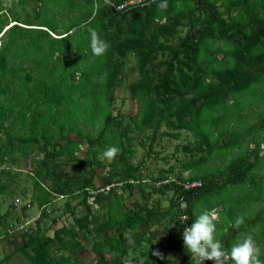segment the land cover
<instances>
[{
    "label": "trees",
    "instance_id": "1",
    "mask_svg": "<svg viewBox=\"0 0 264 264\" xmlns=\"http://www.w3.org/2000/svg\"><path fill=\"white\" fill-rule=\"evenodd\" d=\"M61 1L0 0V194L11 195L23 171L20 190L39 210L21 243L7 232L20 215L12 205L0 213V237L12 246L4 260L19 251L30 264H81L89 241L93 264H196L182 233L215 208L225 249L251 235L264 260V206L244 217L264 189V111L250 123L258 107L234 110L237 96L264 87V0H168L164 12L137 0L121 9L127 0ZM89 28L110 43L106 56L91 53ZM130 75L126 110L116 90ZM164 137L178 140L176 164L164 155L168 166L146 174ZM109 146L121 149L112 161L102 156ZM218 148L235 153L217 167ZM106 168V184L117 185L90 204ZM57 197L73 225L47 235Z\"/></svg>",
    "mask_w": 264,
    "mask_h": 264
},
{
    "label": "rangeland",
    "instance_id": "2",
    "mask_svg": "<svg viewBox=\"0 0 264 264\" xmlns=\"http://www.w3.org/2000/svg\"><path fill=\"white\" fill-rule=\"evenodd\" d=\"M10 0H2V2L4 4H8ZM60 3H66V0L61 1ZM32 5V4H31ZM41 6H39V8H41ZM16 8H18L16 6ZM38 8V9H39ZM30 7H27V11H30ZM41 10V9H40ZM19 14H22L21 9H18ZM30 13H33L32 11ZM133 80V75H130L128 78H126L125 83L122 85L121 88L116 90V104L120 105L121 103L123 104L122 107L126 110H128L130 108V100H129V95H130V91L128 89L127 84H129L131 81ZM256 96L254 95H249L247 99L244 98H240L239 96H237L236 98V108H234V110H239L240 107L242 105H246V106H254L259 108V112H252L250 117H249V122H253V121H257L260 114L262 113V111H264V99H262V96H264V87L263 88H258L256 87ZM238 99V101H237ZM115 113V111H114ZM251 118V119H250ZM178 142V140L175 139H171V138H167L164 137L162 138V140L160 141V143H157L155 145H153V148L151 150V155H149L145 161H144V166L147 168L144 169L143 172H146V174L150 173L151 171L155 172L160 168V167H167L168 164L166 163V161H164L161 157L164 155H168V158L170 162L176 164V162H174V157H171V154L174 152V148L176 143ZM264 146V144H262ZM82 147H85V142L82 144ZM145 149H146V145H145ZM145 149L139 148V150L137 151V153L134 155L133 157V161L134 163H137L139 161H141L142 156H143V152L145 151ZM217 153H221L224 156L222 157V160L220 159V161H216L214 163V165L221 166L225 163L228 162L229 157L233 156L235 151H231V149H216ZM158 153V154H157ZM263 166L261 171L264 172V160L262 162ZM19 165L15 166V168H17ZM3 167V166H2ZM19 177L16 180L17 181V189L11 194V195H7V194H0V213L4 212L7 208H9L11 205V208H14V212L18 215H20V219L22 224H25V226H30L32 228H35V219L38 216V207L35 203L30 204V199H31V195H30V190L27 191V193H22L20 190V187H22L24 185V183H28L29 182L27 180H24L26 178L25 172L23 171H19ZM108 173V169H104L102 172L99 173V175H97L95 177V182L97 186H102L104 184H106L107 179H106V175ZM188 171L184 172V175H188ZM262 191H260V189H254L253 191L258 193L262 192L261 196H258L256 199V201H253L251 203L248 204V206L251 208L249 209L248 213L244 216V217H255L256 216V212L258 211V209L262 206H264V189H262ZM65 201V198H59L57 197L55 200V206L52 207V213L51 216H49L46 220H45V225L44 227H46L47 230V235H52L53 230L55 228H58L59 226L62 225H66V226H70L73 225V217L71 216V214H67L63 212V203ZM163 204H166V202H163ZM16 205V206H15ZM26 206V207H25ZM26 209V215L23 214V209ZM221 209L220 208H215L212 209L211 212L212 214H214L217 218V233H220L221 230L223 229L220 225H221V213H220ZM82 212H84V208L83 207H79L77 208L76 214L79 215ZM53 216H58L57 217V221L53 222ZM236 216V215H235ZM14 220L12 219V223ZM16 225H18V223H15ZM14 224V225H15ZM260 227V224H258ZM12 228V227H11ZM19 229V227H17ZM21 229V228H20ZM23 230V229H21ZM17 234H18V238L16 240V242L21 243L22 242V238L20 236V230H14ZM24 231V230H23ZM8 232V231H7ZM10 234V233H9ZM244 235H240L239 237H242ZM254 238V240L256 241L258 247L260 248L262 245L261 243H258L256 240V237L252 236ZM5 236L0 237V260H2L3 262L1 264H30V262L27 260V258L21 254V252H13L12 255L9 257V259L4 260V257L7 253H9L10 249L12 248L11 245H8L5 242ZM99 253H95L91 250L90 248V242L89 241H84V248L81 251V258H82V263L81 264H93V262L96 260V258L98 257Z\"/></svg>",
    "mask_w": 264,
    "mask_h": 264
},
{
    "label": "clouds",
    "instance_id": "3",
    "mask_svg": "<svg viewBox=\"0 0 264 264\" xmlns=\"http://www.w3.org/2000/svg\"><path fill=\"white\" fill-rule=\"evenodd\" d=\"M141 7L156 6L157 11L164 12L168 9V0H137ZM89 33V46L91 53L100 58L107 55L111 45L102 38L100 33L93 28L87 29ZM2 47V46H0ZM121 152L117 146L107 147L102 156L107 161L114 160ZM244 223L243 217H238L234 228H240ZM183 244L186 250L191 254L192 260L198 258L197 264H204L205 261H211L212 264H264L260 259L261 250L251 235H248L241 241L232 244L230 251L225 249L221 239L217 238V218L209 210L202 211L195 221L188 227H185L183 233ZM130 244L134 241L129 240ZM154 255L163 259V254L159 251ZM127 264H132L127 260Z\"/></svg>",
    "mask_w": 264,
    "mask_h": 264
},
{
    "label": "built area",
    "instance_id": "4",
    "mask_svg": "<svg viewBox=\"0 0 264 264\" xmlns=\"http://www.w3.org/2000/svg\"><path fill=\"white\" fill-rule=\"evenodd\" d=\"M133 3H135V0H127L125 3L120 4L118 6V8L121 9V8H123V6L130 5V4H133ZM199 184H200L199 181H193L191 183H185L184 185L187 188V187L195 186V185H199ZM115 185H117V184H115V183H113V184H105V185L97 186V187H95L93 189L88 190L87 202L90 203V204L93 203V201L95 199V196L97 194H99V193L107 194L111 190V188L113 186H115ZM17 227H19V229ZM20 228L23 229L24 231L21 230ZM31 228L32 227L25 226V224H22V222H19L18 225L15 226L14 230H20L22 232H27ZM14 230L13 229H9L8 232L12 233V231H14ZM197 260H198V258H195L196 264H197ZM204 264H212V262L211 261H205Z\"/></svg>",
    "mask_w": 264,
    "mask_h": 264
},
{
    "label": "crops",
    "instance_id": "5",
    "mask_svg": "<svg viewBox=\"0 0 264 264\" xmlns=\"http://www.w3.org/2000/svg\"><path fill=\"white\" fill-rule=\"evenodd\" d=\"M59 198H63V197H59ZM63 199H64V198H63ZM15 206H16V205H15ZM26 209H27V208L24 207L23 211H21V212H23V214H25V215H26ZM20 222H21V221H20ZM106 255H107V254H106ZM93 263H94V262H93ZM194 263H195V261H194Z\"/></svg>",
    "mask_w": 264,
    "mask_h": 264
}]
</instances>
